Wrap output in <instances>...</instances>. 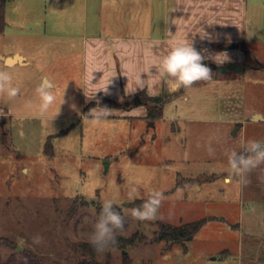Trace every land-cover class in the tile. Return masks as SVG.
<instances>
[{"label":"rangeland","instance_id":"1","mask_svg":"<svg viewBox=\"0 0 264 264\" xmlns=\"http://www.w3.org/2000/svg\"><path fill=\"white\" fill-rule=\"evenodd\" d=\"M65 1L9 0L8 19L37 22L22 25L29 34L50 30L63 10H69ZM79 1L74 11L83 5ZM242 5L247 6V32L241 47L226 51L224 47L239 43L217 42L212 51L227 53L229 60L207 64L213 71L212 65L235 59L243 71H229L172 94L161 84L156 98L162 100L157 102L161 119H147L151 104L146 102L130 110L107 108V115L93 123L90 110L101 112L106 98L90 102V90L82 93L74 80L55 90V103L40 117L37 87L28 89L29 97L19 98L27 87L13 80L20 94L14 99L0 95L1 261L13 254L22 258L29 251L46 264H81L85 258L77 247L88 242L99 219L93 206L111 201L124 219V231L117 237L137 235V240L100 252L99 262L264 264V166L249 174L248 183L238 178L225 183V152L239 151L240 139L264 142V122L253 121L255 114L264 117V0H245ZM13 27L11 23L0 37V49L24 43L14 37L23 31ZM49 59L46 55L41 61L47 72ZM59 72L64 75L63 69ZM154 84L143 82V98H151ZM138 109L145 110L143 119ZM209 140L215 156L204 147ZM49 142L52 156L46 154ZM132 187L137 191L130 197ZM178 188L184 189L182 199L176 198ZM154 190L165 197L157 218L134 219V203ZM80 198L92 206L72 210ZM207 217L223 221L207 223L187 248L154 241L160 222L179 226ZM37 236L40 243H34Z\"/></svg>","mask_w":264,"mask_h":264},{"label":"crops","instance_id":"2","mask_svg":"<svg viewBox=\"0 0 264 264\" xmlns=\"http://www.w3.org/2000/svg\"><path fill=\"white\" fill-rule=\"evenodd\" d=\"M243 1L81 0L83 5L74 11L80 1L66 0L64 7L71 11L63 10L50 30L34 34L22 25L38 23L10 22L7 7V28L0 37L6 36L12 23L13 28L23 31L14 37L24 43L0 49V70L8 71L13 80L27 87L19 98L29 97L28 89L38 87L43 80L51 82L55 90L74 80L82 93L90 90V102L98 97L120 102L125 94L140 93L145 80L155 83L156 66L174 45L191 42L205 55H215L212 49L217 42L239 43L241 47L247 32ZM205 33L207 37L202 38ZM46 55L51 57L48 72L41 66ZM62 69L64 75L59 72ZM161 88L159 95H153L152 90L148 96L156 99ZM138 113L142 115L139 119L147 115L141 109Z\"/></svg>","mask_w":264,"mask_h":264},{"label":"clouds","instance_id":"3","mask_svg":"<svg viewBox=\"0 0 264 264\" xmlns=\"http://www.w3.org/2000/svg\"><path fill=\"white\" fill-rule=\"evenodd\" d=\"M207 35L205 33L201 37L205 38ZM220 57H222V60L219 59ZM206 59H212L215 63L222 64L228 61L229 57L227 53L205 55L194 48L191 42L170 47L162 55L159 64L156 66L157 76L152 94H160L161 84L166 86L167 91L172 94L181 89L191 88L197 82L213 80L212 69L204 63ZM36 93L39 97V103L36 105L37 115L44 117L56 101L54 85L47 80H43L36 88ZM19 94L20 88L13 83L11 73L0 70V95L14 99ZM88 98L91 99L92 96H88ZM100 108L102 109L101 112H96L95 109L90 110L93 123H99L101 116L107 115V108ZM204 147L210 156H215L216 149L213 147L212 140H209ZM225 156L228 164V175L225 177V183H231L233 178H238L242 183H248L249 174L264 166V142L240 139V150L226 151ZM136 191L135 187L130 188L129 196L131 197ZM183 196L184 189L178 188L176 198L182 199ZM164 198L163 193L160 191L150 192L141 206L131 210L132 217L139 221L156 219ZM124 228V219L121 214L116 211L111 201H105L99 219L89 236L88 243L96 252H104L118 243V233H122ZM40 242L41 237H34V243Z\"/></svg>","mask_w":264,"mask_h":264},{"label":"trees","instance_id":"4","mask_svg":"<svg viewBox=\"0 0 264 264\" xmlns=\"http://www.w3.org/2000/svg\"><path fill=\"white\" fill-rule=\"evenodd\" d=\"M9 0H1L0 2V34L3 33L7 28L6 22V11H7V3ZM146 96L145 93H140L137 95L125 97L126 99L122 102H116L110 99H104L100 106L109 109H123L130 110L135 107H139L141 105L149 102L151 104V108L148 110L149 120H157L163 118V110L160 106H157L156 99L152 98H143ZM2 141L6 142V135H3ZM46 154L49 156L53 155V146L51 142L47 144ZM143 200H137L134 203L135 208L139 207L143 204ZM92 206V204L86 200L77 199L75 204L72 207L74 208H87ZM97 215H100L102 206L94 205ZM116 211H118L122 216V211L119 207L114 206ZM212 221H223L222 219L216 217H207L195 222H191L188 224H183L179 226H173L164 222L159 223V229L155 232L154 241L155 242H164L167 244L169 248L174 247L175 245H182L187 248V244L192 242L197 234L202 230V228L209 222ZM118 243L113 247L125 248L128 245H134L137 240V235H133L131 238L117 237ZM6 245H11L9 241H6ZM82 256L85 258L81 264H110V262H99L96 260L97 256L100 254L94 250V248L88 243H80L77 247ZM24 254L22 258H19V255L13 254L6 261H1L0 264H46L43 262L41 258H39L36 254H33L29 251L23 252ZM90 259L89 261H86Z\"/></svg>","mask_w":264,"mask_h":264},{"label":"water","instance_id":"5","mask_svg":"<svg viewBox=\"0 0 264 264\" xmlns=\"http://www.w3.org/2000/svg\"><path fill=\"white\" fill-rule=\"evenodd\" d=\"M240 48V44H237V45H231L229 47H224L223 49L226 50V51H229L231 49H239ZM207 64V63H205ZM208 65V64H207ZM213 67V71H214V75H213V78H219L222 74L224 73H227L229 71H234V72H242L243 71V67L242 65L238 64V63H229L227 65H217V64H214L212 65ZM162 100L159 99V100H156V102H161ZM253 121H263L264 122V117L260 114H257L253 117ZM239 130V127L238 129L236 130V132Z\"/></svg>","mask_w":264,"mask_h":264},{"label":"flooded vegetation","instance_id":"6","mask_svg":"<svg viewBox=\"0 0 264 264\" xmlns=\"http://www.w3.org/2000/svg\"><path fill=\"white\" fill-rule=\"evenodd\" d=\"M243 67V66H242Z\"/></svg>","mask_w":264,"mask_h":264}]
</instances>
